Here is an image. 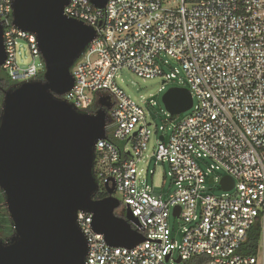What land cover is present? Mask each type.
<instances>
[{
	"label": "built area",
	"instance_id": "1",
	"mask_svg": "<svg viewBox=\"0 0 264 264\" xmlns=\"http://www.w3.org/2000/svg\"><path fill=\"white\" fill-rule=\"evenodd\" d=\"M12 3L0 0L1 71L21 84L39 79L43 63L18 66L16 40L27 41L33 58L40 55L35 36L12 25ZM170 3L108 0L100 10L89 0H67L64 8L67 17L92 27L95 37L71 68L73 87L63 98L87 114L95 113L99 99L111 104L106 139L95 145V196L102 199L106 186L113 187L115 214L123 217L129 209L139 224L134 229L145 238L131 249L111 247L93 232L92 215L79 212L86 264H188L200 256L208 258L206 264H264V0ZM161 55L180 66L191 114L173 124L168 137L160 134L147 155L152 135L147 114L118 88L116 78L122 70L142 79L161 77L163 83L176 78V72L162 69ZM149 158L168 163L176 187L171 198L163 199L141 179L137 165ZM204 160L211 163L206 171L199 166ZM225 177L233 180L225 194L206 190V183L221 187ZM170 217L181 222L178 242L168 240ZM256 220L257 253L242 255L238 250Z\"/></svg>",
	"mask_w": 264,
	"mask_h": 264
},
{
	"label": "water",
	"instance_id": "2",
	"mask_svg": "<svg viewBox=\"0 0 264 264\" xmlns=\"http://www.w3.org/2000/svg\"><path fill=\"white\" fill-rule=\"evenodd\" d=\"M89 1L101 10L108 0ZM66 5L67 0L12 3V25L35 36L43 73L3 91L0 192L12 234L0 240V264H86L79 212L92 215L93 232L111 247L131 249L145 240L134 229L139 224L129 209L123 217L115 214L119 201L113 187L106 186L108 196L95 199V145L106 139L111 104L99 99L95 113L87 114L63 98L73 87L71 68L95 37L92 27L64 14ZM2 35L0 25V72ZM162 103L172 116L188 111L192 99L187 89L172 87ZM232 186V179H222L224 191Z\"/></svg>",
	"mask_w": 264,
	"mask_h": 264
},
{
	"label": "rangeland",
	"instance_id": "3",
	"mask_svg": "<svg viewBox=\"0 0 264 264\" xmlns=\"http://www.w3.org/2000/svg\"><path fill=\"white\" fill-rule=\"evenodd\" d=\"M169 1L171 2L170 4H172L175 0ZM159 58L162 60V69L167 74L176 72V78H172L166 81V83H162L163 79L161 77L142 79L128 70H122L118 73V77L116 78V85L118 88L121 89L133 103L143 108L144 112L147 114V119L151 124L150 129L152 131V135L147 146V155L152 154L160 134L165 133L168 137L172 125L191 114V111L188 110L181 114L171 116L165 109L162 103L163 94L172 87H186V81L180 66L174 60L163 55ZM16 61L20 68H26L33 62L35 64L42 63L40 56H35L34 58L32 57L29 51L28 43L24 39L16 40ZM161 127L165 130L161 131ZM154 131H156V133H153ZM210 164L211 163L208 160L199 162V166L203 171H206L208 165ZM137 167L138 170L141 171V179L148 185H151L157 195H161L163 199H168L173 196L176 187L170 176L168 163L155 164L154 159L149 158L140 162ZM150 171H152V174ZM215 173L216 175H223V172L221 171H217ZM205 187L212 195L220 196L225 194V191H223L218 183H206ZM227 194L232 195V193ZM180 228L181 222L178 219L170 217L168 234V240L170 242L180 241ZM261 256V252L259 251L258 259H261Z\"/></svg>",
	"mask_w": 264,
	"mask_h": 264
},
{
	"label": "trees",
	"instance_id": "4",
	"mask_svg": "<svg viewBox=\"0 0 264 264\" xmlns=\"http://www.w3.org/2000/svg\"><path fill=\"white\" fill-rule=\"evenodd\" d=\"M41 78V74L39 75ZM14 84L6 77V75L1 71L0 72V108L3 98V91L9 89ZM103 195H96V199H100ZM12 234V227L10 224V220L8 218L5 206H4V198L0 192V240H6ZM261 235V227L259 220H256L246 234V238L239 248L238 252L242 255H256L259 241ZM206 256L197 257L188 264H206L207 262Z\"/></svg>",
	"mask_w": 264,
	"mask_h": 264
},
{
	"label": "flooded vegetation",
	"instance_id": "5",
	"mask_svg": "<svg viewBox=\"0 0 264 264\" xmlns=\"http://www.w3.org/2000/svg\"><path fill=\"white\" fill-rule=\"evenodd\" d=\"M107 114H108V112H107ZM125 213L123 212V213H121V216H123Z\"/></svg>",
	"mask_w": 264,
	"mask_h": 264
}]
</instances>
